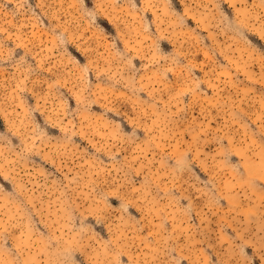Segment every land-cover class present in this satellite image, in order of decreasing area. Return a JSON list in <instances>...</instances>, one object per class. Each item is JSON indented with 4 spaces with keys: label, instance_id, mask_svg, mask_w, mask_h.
I'll use <instances>...</instances> for the list:
<instances>
[{
    "label": "rangeland",
    "instance_id": "rangeland-1",
    "mask_svg": "<svg viewBox=\"0 0 264 264\" xmlns=\"http://www.w3.org/2000/svg\"><path fill=\"white\" fill-rule=\"evenodd\" d=\"M0 264H264V0H0Z\"/></svg>",
    "mask_w": 264,
    "mask_h": 264
}]
</instances>
